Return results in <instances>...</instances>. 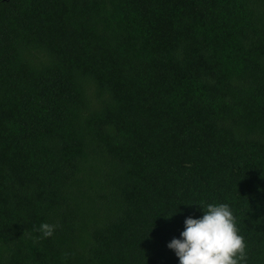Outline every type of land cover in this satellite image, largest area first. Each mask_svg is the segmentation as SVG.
Here are the masks:
<instances>
[{"label": "trees", "instance_id": "trees-1", "mask_svg": "<svg viewBox=\"0 0 264 264\" xmlns=\"http://www.w3.org/2000/svg\"><path fill=\"white\" fill-rule=\"evenodd\" d=\"M201 202L264 264V0H0V264H179Z\"/></svg>", "mask_w": 264, "mask_h": 264}, {"label": "clouds", "instance_id": "clouds-1", "mask_svg": "<svg viewBox=\"0 0 264 264\" xmlns=\"http://www.w3.org/2000/svg\"><path fill=\"white\" fill-rule=\"evenodd\" d=\"M180 205L167 218L179 212ZM191 205H198L203 215L198 218L186 217L179 238H173L167 244L179 264H247V244L239 233L231 207L226 203L201 202ZM39 231L43 237H50L54 225L42 223Z\"/></svg>", "mask_w": 264, "mask_h": 264}]
</instances>
